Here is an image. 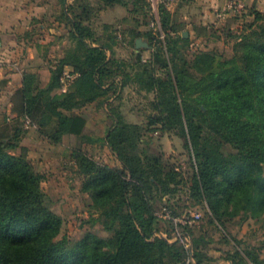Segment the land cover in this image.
<instances>
[{
    "label": "trees",
    "instance_id": "1",
    "mask_svg": "<svg viewBox=\"0 0 264 264\" xmlns=\"http://www.w3.org/2000/svg\"><path fill=\"white\" fill-rule=\"evenodd\" d=\"M98 1L106 5L132 2L138 7L146 3ZM90 9L89 0L66 5L62 22L74 47L57 59L45 88H38L35 72L24 73L17 116L11 121L0 119V264H207V257L197 247L199 239H192L189 257L178 239L151 236L156 218L147 193L158 186L168 191L174 174L163 172L158 158L140 157L136 146L141 126L125 123L112 101L107 104L112 124L102 141L120 167L97 163L79 146L71 152L76 170L83 176L81 189L91 200L89 208L109 235L88 231L78 239L62 235L56 240L62 218L51 209L41 186L44 175L34 169L26 147L19 144L20 134L26 115L52 143L64 134L81 136L85 118L75 109L95 99L101 105L117 92L119 84L130 83L129 73L116 71L121 64L112 56V43L101 41L85 22ZM251 13L253 21H260L259 28L240 37L237 56L220 62L210 58L205 67L198 66L199 75L192 76L179 50V43L188 37L176 35L167 46L172 77L168 72L165 77H155V67L163 69L167 63L160 47L151 45V37L150 56L140 63L137 55L141 68L132 78L139 88L156 93L151 105L158 116L149 118V123L160 121L169 130L180 123V112L183 114L202 194L222 228L226 216L238 211L258 215L264 207V14L256 9ZM171 19L162 8L164 29ZM64 64L79 74L61 92L56 89ZM224 144L232 151L224 152ZM231 239L242 254L241 264H264L260 246L248 247Z\"/></svg>",
    "mask_w": 264,
    "mask_h": 264
},
{
    "label": "rangeland",
    "instance_id": "2",
    "mask_svg": "<svg viewBox=\"0 0 264 264\" xmlns=\"http://www.w3.org/2000/svg\"><path fill=\"white\" fill-rule=\"evenodd\" d=\"M185 1L183 4L175 0L170 10L166 9L172 16L170 25L166 26L171 33H165L163 37L159 36L151 25L152 16L146 3L138 7L132 2L106 5L103 1L89 0L91 9L85 22L101 36V41L112 43V56L121 64L120 69H116L117 73H129L132 85L117 93L112 103L121 112L125 123L141 126L136 146L140 157H156L163 172L170 170L174 174L168 191L163 192L158 186L152 187L151 192L147 193L148 203L153 207L156 218V229L151 236L159 235L168 241L178 239L182 246L178 237L188 239L189 247L186 250L189 257L192 252V239H199L197 247L207 257V264H241L242 254L231 238L240 240L248 247L260 246L259 255L264 256V207L258 215L238 211L232 216H226L223 228L214 220L202 194L197 164L183 114L180 112V123L169 130L162 128L160 121L149 123V118L158 116L157 110L151 105L156 93L139 88L132 78L134 71L141 68L139 64L147 60L151 51H145L141 45L136 47L135 39L140 38L149 45L148 41L152 37L151 45L160 47L167 63L163 69L155 67L154 76L165 77L168 72L171 78L168 42L186 31L187 35L183 37L188 39L179 43V50L190 74L197 76L198 66L205 67L210 58L220 62L239 54L236 44L240 37L252 29L259 28L260 21H253L251 10L256 9L264 14V0H259L260 3L256 6L252 1L245 4L239 0L230 1L224 7L215 6L210 13L206 12V15L205 11H202V0ZM53 48L57 50V47ZM137 55L140 56V61L137 60ZM173 94L176 105L179 106L180 98L175 88ZM104 118V129L99 133L101 138L112 124L111 117L107 115ZM69 142L75 147L77 139L72 138ZM43 149L47 152L41 155L36 149L31 150L29 160L34 169L44 175L42 189L49 198L51 209L62 218L61 231L56 240L62 235L69 239H78L88 231L102 237L108 236L109 233L103 229L100 221L95 219L97 213L89 208L91 200L88 193L81 189L83 176L77 172L74 160L61 154L56 157L50 153L51 148ZM222 149L224 152L232 151L227 144H224ZM13 151L17 152L18 149ZM85 151L99 164L120 167L119 160L105 144L86 148ZM194 184L197 185V190L194 189ZM162 207L169 208L174 216L196 210L201 213V217L190 225L175 224L171 219L159 217L154 213ZM250 262L244 264H251Z\"/></svg>",
    "mask_w": 264,
    "mask_h": 264
},
{
    "label": "crops",
    "instance_id": "3",
    "mask_svg": "<svg viewBox=\"0 0 264 264\" xmlns=\"http://www.w3.org/2000/svg\"><path fill=\"white\" fill-rule=\"evenodd\" d=\"M72 1L0 0V119L5 117V120L11 121L17 116L16 110L20 101L18 90L22 86L24 73L35 72L38 76V88H45L50 81L51 68L55 66L57 59L74 47L75 41L69 36L68 29L62 22L63 10ZM179 1L183 4L186 2ZM230 1L234 0H202V11H205L206 15V12L210 13L215 6L224 7ZM239 1L244 4L252 1L255 6L260 3L259 0ZM53 47H57V50ZM143 49L147 52L151 51L150 45ZM106 52L109 56L110 51L106 50ZM64 69L73 70L70 64H64L62 71ZM119 78L116 76L115 79L118 81ZM129 85H132L131 82L124 86L119 84L117 92L111 94L101 105L98 104V99H95L75 109V112L85 118L81 136L64 134L60 141L52 143L38 133L36 125L24 129L20 134V145L26 147L28 158L29 155L31 156V150L36 149L41 155L47 152L43 148L48 147L52 149L50 153L55 154L56 157L61 154L73 159L71 152L74 147L69 142L72 138L77 139L75 147L79 146L84 152L86 148L104 145L102 139L105 136L101 138L99 133L104 129V117L109 116L107 104ZM56 91H59V88Z\"/></svg>",
    "mask_w": 264,
    "mask_h": 264
},
{
    "label": "built area",
    "instance_id": "4",
    "mask_svg": "<svg viewBox=\"0 0 264 264\" xmlns=\"http://www.w3.org/2000/svg\"><path fill=\"white\" fill-rule=\"evenodd\" d=\"M149 9V12L152 16L151 25L157 31L159 36H164L165 33H171V30L164 29L161 22V9L164 8L165 10H170L175 0H145ZM78 72L74 70H66L64 69L59 76V90L61 92L66 91L68 86L73 82V80L78 76ZM23 128L28 129L31 127H35L34 122L28 117L24 116L22 122ZM154 213L163 218L171 219L175 224H191L192 222H197L200 217L201 213L194 210L189 211L188 214L183 213L181 216H174L171 213V210L166 207H162L160 210L154 211ZM182 242L185 249H188L189 242L188 239L185 240L181 237H178Z\"/></svg>",
    "mask_w": 264,
    "mask_h": 264
},
{
    "label": "water",
    "instance_id": "5",
    "mask_svg": "<svg viewBox=\"0 0 264 264\" xmlns=\"http://www.w3.org/2000/svg\"><path fill=\"white\" fill-rule=\"evenodd\" d=\"M186 35H187L186 31L182 32V36H186ZM140 45L144 46V47H148V44L145 41L141 40L140 38H136L135 39V46L139 47Z\"/></svg>",
    "mask_w": 264,
    "mask_h": 264
}]
</instances>
